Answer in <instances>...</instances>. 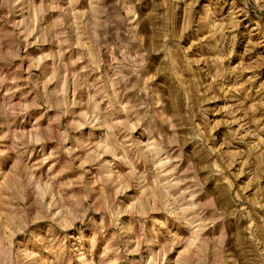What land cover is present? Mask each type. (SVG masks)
Listing matches in <instances>:
<instances>
[{
    "label": "rangeland",
    "instance_id": "374dc122",
    "mask_svg": "<svg viewBox=\"0 0 264 264\" xmlns=\"http://www.w3.org/2000/svg\"><path fill=\"white\" fill-rule=\"evenodd\" d=\"M0 264H264V0H0Z\"/></svg>",
    "mask_w": 264,
    "mask_h": 264
}]
</instances>
